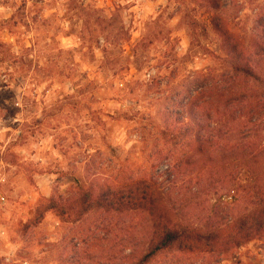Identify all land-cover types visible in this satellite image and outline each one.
<instances>
[{
    "label": "clouds",
    "instance_id": "1",
    "mask_svg": "<svg viewBox=\"0 0 264 264\" xmlns=\"http://www.w3.org/2000/svg\"><path fill=\"white\" fill-rule=\"evenodd\" d=\"M83 7L0 0V264H211L161 245L264 212V0Z\"/></svg>",
    "mask_w": 264,
    "mask_h": 264
},
{
    "label": "rangeland",
    "instance_id": "2",
    "mask_svg": "<svg viewBox=\"0 0 264 264\" xmlns=\"http://www.w3.org/2000/svg\"><path fill=\"white\" fill-rule=\"evenodd\" d=\"M42 2V0H40ZM84 0H69V7L71 9L79 8L80 11H86L83 7ZM23 4L21 6V16ZM35 19V17L33 18ZM97 20H99V16H97ZM25 23H27L25 21ZM87 23V21H86ZM108 26L113 30L119 29L117 33V39H119L120 35H126V31L123 28L122 17L120 15V10H117V13L113 15L112 19L108 21ZM2 27V25H0ZM10 46L6 47L3 44H0V62L4 59L9 58L12 54L10 52ZM22 59L26 60V57H22ZM30 63V61H27ZM16 99L17 93L14 89L8 87V85L0 79V128L10 127L16 128L18 124L13 123V119L20 112V109L16 107ZM10 134V133H9ZM251 245V247H248ZM241 249H244L241 251ZM176 248L168 250L174 251ZM212 255L211 264H223L225 260L229 262V264H264V239L254 238L238 248L234 249L232 253L227 255V259L220 261L219 252L209 253Z\"/></svg>",
    "mask_w": 264,
    "mask_h": 264
},
{
    "label": "trees",
    "instance_id": "3",
    "mask_svg": "<svg viewBox=\"0 0 264 264\" xmlns=\"http://www.w3.org/2000/svg\"><path fill=\"white\" fill-rule=\"evenodd\" d=\"M258 46L264 47V45ZM254 238L264 239V212L251 214L226 233L219 230L213 231L198 241L196 245L179 240V234L177 233H167L161 247L167 250L174 248L191 250L193 247H199L202 251L208 253L218 251L220 253L219 259L223 261L234 249Z\"/></svg>",
    "mask_w": 264,
    "mask_h": 264
}]
</instances>
